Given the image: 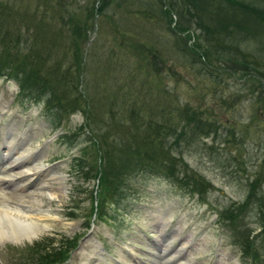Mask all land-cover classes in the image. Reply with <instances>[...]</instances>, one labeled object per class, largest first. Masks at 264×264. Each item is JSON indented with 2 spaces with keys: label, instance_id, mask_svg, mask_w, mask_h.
I'll return each instance as SVG.
<instances>
[{
  "label": "rangeland",
  "instance_id": "obj_1",
  "mask_svg": "<svg viewBox=\"0 0 264 264\" xmlns=\"http://www.w3.org/2000/svg\"><path fill=\"white\" fill-rule=\"evenodd\" d=\"M16 1L28 5L36 16L43 11H47L49 18L56 16L55 26L64 33V45L71 49L69 57L73 56L72 37L76 18L88 19V9L101 4L100 0H49L50 3L46 0ZM153 1L126 0L110 7L107 16L97 15L90 20L89 36L81 43L82 54L85 52L89 67L87 76L93 77L99 69L108 66L105 62H109V65L114 62L118 66L115 68L117 76H121L119 81L127 80L138 62L135 50L122 43V35L127 33L124 37L128 41H147L160 47L165 57L184 75V80L194 83L201 74V64L189 63L190 57L179 51L177 44H183L184 39L178 36L180 43L177 39L175 41L177 36L168 26V17L153 5ZM186 17L191 20L192 29L199 33L201 30L196 28V19L189 15ZM208 21L213 25L215 23L214 19ZM231 32L228 30L226 40L222 39L218 44V48L223 49L221 52L239 55L241 52L230 49L233 45L239 46L237 49H243L242 52L254 54L259 59L260 72H264V46H261L264 34L256 30L253 35L247 33L246 38L247 34L239 28ZM26 41L23 39V42ZM23 49L26 47L23 46ZM94 79L92 86L99 84V80ZM230 81L236 82L237 79ZM250 83L255 81L251 80ZM86 84L89 86L88 81ZM169 84L170 87H177V94L183 101L196 100L194 104L197 103L195 96L198 94L188 82L176 84V80L172 79ZM212 94L207 93L206 100L209 96L217 101L218 98L226 100L227 96L234 94V104L229 105L230 108L217 105V117H221L222 121L219 133L195 140L187 139L176 147L184 151L190 167L212 183L214 189L203 194L205 200H200L198 195L192 197L182 193L162 177L139 175L132 177L127 184L125 204L108 207L105 219L92 215L89 220L87 215L93 206L90 192L97 183L94 178L85 181L74 167L75 158L79 155L84 157L81 150L84 143L70 146L60 138L67 130L77 136L82 132L79 127L86 121L83 113L80 111L71 115L59 127L43 103L20 99L16 81L5 76L0 78V178L3 172L10 170V161L19 155L23 157L19 158V166L13 168L12 173L26 170L28 158L27 164L43 168L39 171L41 177L36 179L27 176L23 179L25 182L0 180V209L39 210L60 223L42 231L32 240L27 236L17 240H4L1 237L0 264H27L31 262L27 257L28 246L39 242L40 250L44 247L58 248L75 234L82 237L80 245L72 251L66 264H96L98 260L116 264L122 254L128 256L129 264H159L153 260L161 251H164L161 254H179L180 259L175 263L161 264H248L241 248L235 244L232 231L223 225L219 217L230 205L246 198V184L257 177V172L264 170V120L258 116L255 122L258 127H247L253 113V102L245 96L242 97L243 101H238L240 93L235 88L228 89L223 97ZM227 122H235L234 135H229ZM47 174H50L48 179L52 175L62 179L64 186L58 180L54 181V186H62L64 193L55 198L50 195L55 191L54 186L42 184ZM260 185L264 192V182ZM254 217V213L247 215L244 221L247 225L243 224L256 234L260 229ZM91 241L101 247L97 249L99 254L91 252ZM258 244L260 247V241ZM84 252H91L89 258Z\"/></svg>",
  "mask_w": 264,
  "mask_h": 264
},
{
  "label": "trees",
  "instance_id": "obj_2",
  "mask_svg": "<svg viewBox=\"0 0 264 264\" xmlns=\"http://www.w3.org/2000/svg\"><path fill=\"white\" fill-rule=\"evenodd\" d=\"M124 1L100 0L99 6L88 9V19L76 18L73 56L69 57L71 49L64 45V33L55 26L56 16L49 18L47 11L36 16L24 3L0 0V78L5 76L16 81L20 99L43 103L59 127L80 111L85 117L78 136L67 130L60 138L70 146L84 143L81 147L84 157L77 156L74 167L85 181L94 178L97 183L90 192L93 206L87 215L89 220L92 215L105 219L108 207L125 204L127 184L139 175L162 177L182 193L205 200L203 194L214 189L212 183L191 168L184 151L176 147L187 139L219 133L222 121L217 117V105L230 108L234 94L217 101L211 96L206 100L207 93L223 97L228 89L235 88L240 93L238 101H243L245 96L254 103L247 127H258L255 123L258 116L264 120V72H260L259 59L237 49L239 46L230 48L241 52L239 55L225 54L218 48L222 39L226 40L228 30L232 33L239 28L244 34L252 35L258 30L264 34V0L153 1L168 17V26L177 36L175 41L180 43L178 36L184 39L183 44H177L179 51L190 57L189 63L201 64V74L194 83L184 80V75L160 47L147 41H128L124 37L127 33H122V43L135 50L138 61L127 80L119 81L121 76H117L118 66L114 62L111 65L105 62L108 66L104 65V69L89 77L81 46L89 36V22L97 15L107 16L110 7ZM187 15L196 19L199 33L192 29ZM210 19L215 20L214 25ZM94 77L99 84L92 86ZM172 79L176 84L188 82L198 94L197 103L183 101L177 87H170ZM235 79L238 82L230 81ZM251 80L255 83H250ZM235 125V122L228 124L229 135L235 134ZM256 175L246 184V198L230 205L219 217L232 231L235 244L241 248L248 264H264V192L260 185L264 182V170ZM252 213L260 229L256 234L244 222ZM80 238V234H75L58 248L40 250L39 242L28 246L27 257L31 262L27 264H65Z\"/></svg>",
  "mask_w": 264,
  "mask_h": 264
},
{
  "label": "bare ground",
  "instance_id": "obj_3",
  "mask_svg": "<svg viewBox=\"0 0 264 264\" xmlns=\"http://www.w3.org/2000/svg\"><path fill=\"white\" fill-rule=\"evenodd\" d=\"M9 152V151H8ZM11 155V154H10ZM23 155V154H22ZM7 156V155H6ZM23 157V156H18L15 157L12 161H10V170H7L5 172H3V175L1 176L2 178H0V180H2V182H9V181H14V180H18L20 181H24V177L27 176H31L34 177L35 179L38 177H41V173H39V171H42V167L41 166H34V165H30L26 163V170H19L18 174H14L12 173V169L15 167H18L19 165V158ZM25 158V157H24ZM32 157H30V159H32ZM30 162V161H29ZM34 162V161H33ZM32 164V163H31ZM25 171L27 173H25ZM7 172V173H6ZM46 172V171H45ZM48 175L47 174V178H44V180L42 181L44 184L43 186H54V181H61V178H57L55 175H52L49 179H48ZM45 176V175H42ZM41 179V178H40ZM33 180V179H32ZM25 182V181H24ZM63 181H61V185L64 186L62 184ZM22 185V184H21ZM59 185V184H58ZM54 186L53 189L55 190L54 192H50V195L53 196V198L58 197V195H60L61 193H64L63 187L62 186ZM39 188V187H38ZM42 188V187H41ZM3 194V193H2ZM1 195V194H0ZM1 205V204H0ZM3 205V204H2ZM5 207V206H3ZM7 207V206H6ZM2 211V212H1ZM25 211V210H24ZM21 209H11V208H2V210L0 209V238L2 237L4 240H17L19 238H22V236H27L28 239L32 240L34 237H36L39 233H41L44 230H49L50 228H52L54 225L56 224H60L58 221L59 220H55L54 218H49L51 216H49V214H43L36 210H28L26 212H24ZM40 213V214H39ZM64 225V224H62ZM90 246L93 247L92 248V253H98V250L101 248L99 246L98 243L91 241L90 242ZM98 249V250H97ZM91 252H84L86 258H89V254ZM164 251H161V253H163ZM83 253V254H84ZM159 252V254L156 256V260H153L154 263H169V262H177V260L179 259V254H172V255H168L166 253L161 254ZM128 256L126 255H120V261L116 264H129L128 260H127ZM180 260V259H179ZM183 262H180V264H182ZM96 264H107L106 261H99Z\"/></svg>",
  "mask_w": 264,
  "mask_h": 264
}]
</instances>
